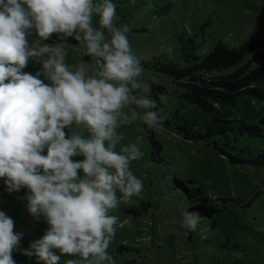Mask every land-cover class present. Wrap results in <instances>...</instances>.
Listing matches in <instances>:
<instances>
[{
    "label": "clouds",
    "instance_id": "9594fccd",
    "mask_svg": "<svg viewBox=\"0 0 264 264\" xmlns=\"http://www.w3.org/2000/svg\"><path fill=\"white\" fill-rule=\"evenodd\" d=\"M116 20L112 0H0V179L9 194L26 188L29 213L49 226L23 249L24 233L0 211V264H15L14 251L37 264H61V256L75 257L65 264H116L107 250L117 226L131 225L109 213L144 190L131 170L143 157L144 137L117 151V129L136 121L163 126L139 79L130 29ZM33 31L39 39L30 45ZM54 34L60 42L42 43ZM68 38L91 63H68ZM30 61L41 65L34 75L24 71ZM198 221V213L186 212L182 226L195 230Z\"/></svg>",
    "mask_w": 264,
    "mask_h": 264
},
{
    "label": "rangeland",
    "instance_id": "374dc122",
    "mask_svg": "<svg viewBox=\"0 0 264 264\" xmlns=\"http://www.w3.org/2000/svg\"><path fill=\"white\" fill-rule=\"evenodd\" d=\"M112 2L117 5L116 25H127L130 29L127 35L143 68L139 79L149 86L145 95L155 100L149 94L152 85L164 88L163 94H157L163 103L156 104L163 121L168 119L169 125L165 123V129L149 128L136 121L117 129V134L123 136L117 151L134 142L137 136L144 137L143 157L131 164L133 173L143 181L144 190L142 198L134 196L130 204L121 203L109 213L121 221L129 219L131 226H117L108 254L116 264H264V164L256 162L264 150V132L262 136L239 133L203 140L179 137L170 123L175 112L202 123L211 121L217 113L185 99L184 90L168 74L161 73L155 63L173 60L181 67L193 65L194 56L208 54L218 42L239 47L250 40L256 43L251 54L255 64L262 63L264 0ZM98 19L94 18L96 27ZM38 39L33 31L28 37L29 44ZM49 40L42 43L60 42L53 37ZM68 40L72 45L70 65L81 60L92 62L85 59L82 45L73 38ZM40 70L36 61H30L24 69L33 75ZM228 111L234 118L250 124L264 120L261 101L240 99ZM262 126L264 129V122ZM150 130L156 132L162 145L158 156L149 140ZM64 131L71 134L70 128ZM71 159L78 162L84 157ZM79 175L83 177L82 170ZM174 177L192 189L200 187L204 195H213L209 202L218 211L212 217H199L195 230L182 226L183 214L196 203L195 197L189 199V193L176 188ZM4 189V181L0 179V211L13 219L14 232L24 233L20 245L27 249L31 242L43 237L49 226L43 217L36 221L29 213L26 188L11 194ZM12 255L15 264H37L36 257H26L18 251ZM74 258L61 256V264Z\"/></svg>",
    "mask_w": 264,
    "mask_h": 264
},
{
    "label": "trees",
    "instance_id": "16d2710c",
    "mask_svg": "<svg viewBox=\"0 0 264 264\" xmlns=\"http://www.w3.org/2000/svg\"><path fill=\"white\" fill-rule=\"evenodd\" d=\"M52 37L58 40L55 34ZM255 44L254 40H250L239 47H229L223 42H218L211 52L202 57L194 56L196 62L184 67L177 65L173 60L155 62L161 73L168 74L173 83L184 90L182 95L185 99L203 110L217 113L211 121L202 123L197 118L177 111L170 122L175 134L187 140H203L217 135L227 138L229 134L239 133L262 136L264 120L258 124H250L243 119L234 118L228 111L229 107L240 99L264 102V60L258 65L255 64V58L251 56ZM261 56L264 59V53ZM85 59L91 60V57L85 56ZM163 92V87L152 85L149 94L157 103L162 104L157 94ZM167 121L168 119L163 121L162 129L166 128L169 123ZM149 140L155 148L154 154L158 156L162 145L156 139L154 130L149 131ZM259 158L256 162L264 164V150ZM173 181L176 188L189 193V199L195 197L196 203L188 207L187 213L212 217L218 211L216 206L209 202L213 195H204L200 187H188L185 181L178 177H174Z\"/></svg>",
    "mask_w": 264,
    "mask_h": 264
}]
</instances>
